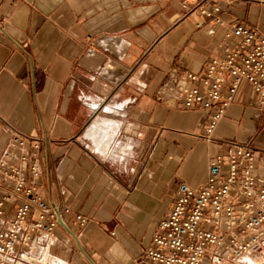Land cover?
<instances>
[{"label": "crops", "instance_id": "1", "mask_svg": "<svg viewBox=\"0 0 264 264\" xmlns=\"http://www.w3.org/2000/svg\"><path fill=\"white\" fill-rule=\"evenodd\" d=\"M183 2L0 0V157L13 132L41 138V193L88 221L36 236L39 264H133L177 186L204 184L229 143L264 167V103L246 82L210 141L208 114L164 88L227 52L235 23L264 37V0Z\"/></svg>", "mask_w": 264, "mask_h": 264}, {"label": "built area", "instance_id": "2", "mask_svg": "<svg viewBox=\"0 0 264 264\" xmlns=\"http://www.w3.org/2000/svg\"><path fill=\"white\" fill-rule=\"evenodd\" d=\"M219 11L213 6L202 13L221 24ZM231 29L227 52L211 58L202 71L185 72L183 83L173 80L164 85L176 90L185 110L208 114L206 141L241 82L264 103V37L242 23ZM9 137L0 157V264H39L36 236L51 235L73 212L50 204L41 193L42 139L18 132ZM257 170L248 144L229 143L225 158H212L204 184L177 186L170 210L133 264H264V167ZM7 201H13V212L4 225ZM72 215L83 230L86 217Z\"/></svg>", "mask_w": 264, "mask_h": 264}]
</instances>
